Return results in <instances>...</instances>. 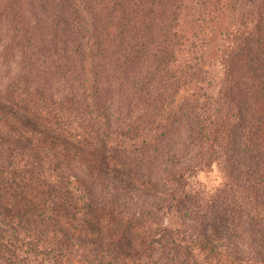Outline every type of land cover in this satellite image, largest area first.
I'll return each instance as SVG.
<instances>
[{"label":"trees","instance_id":"obj_1","mask_svg":"<svg viewBox=\"0 0 264 264\" xmlns=\"http://www.w3.org/2000/svg\"><path fill=\"white\" fill-rule=\"evenodd\" d=\"M0 264H264V0H0Z\"/></svg>","mask_w":264,"mask_h":264},{"label":"rangeland","instance_id":"obj_2","mask_svg":"<svg viewBox=\"0 0 264 264\" xmlns=\"http://www.w3.org/2000/svg\"><path fill=\"white\" fill-rule=\"evenodd\" d=\"M234 1V0H233ZM196 181L209 191L213 190L221 182V173L216 166L200 171L195 176ZM173 223V220H170Z\"/></svg>","mask_w":264,"mask_h":264}]
</instances>
